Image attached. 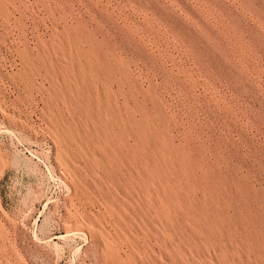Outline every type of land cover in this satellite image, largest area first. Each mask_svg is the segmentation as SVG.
Here are the masks:
<instances>
[{"label": "rangeland", "instance_id": "374dc122", "mask_svg": "<svg viewBox=\"0 0 264 264\" xmlns=\"http://www.w3.org/2000/svg\"><path fill=\"white\" fill-rule=\"evenodd\" d=\"M176 261L264 264V0H0V264Z\"/></svg>", "mask_w": 264, "mask_h": 264}, {"label": "bare ground", "instance_id": "6f19581e", "mask_svg": "<svg viewBox=\"0 0 264 264\" xmlns=\"http://www.w3.org/2000/svg\"><path fill=\"white\" fill-rule=\"evenodd\" d=\"M80 229V228H79ZM134 254V253H133ZM136 254V253H135ZM141 255V254H140ZM175 255V254H174ZM144 256V255H143ZM143 256H142V258H143ZM137 258V257H136ZM173 258V257H172ZM174 259V258H173ZM136 260V259H135ZM142 260V259H141ZM140 260V261H141ZM176 260V259H175ZM138 262V261H137ZM140 263V262H139ZM142 263V262H141ZM176 263H177V261H176ZM135 264V263H134ZM145 264V263H144ZM178 264V263H177Z\"/></svg>", "mask_w": 264, "mask_h": 264}]
</instances>
